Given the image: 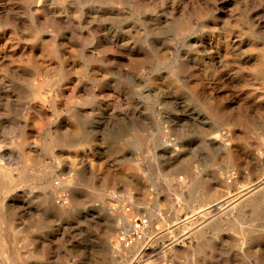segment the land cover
<instances>
[{"label":"clouds","instance_id":"1","mask_svg":"<svg viewBox=\"0 0 264 264\" xmlns=\"http://www.w3.org/2000/svg\"><path fill=\"white\" fill-rule=\"evenodd\" d=\"M0 264H264V0H0Z\"/></svg>","mask_w":264,"mask_h":264}]
</instances>
